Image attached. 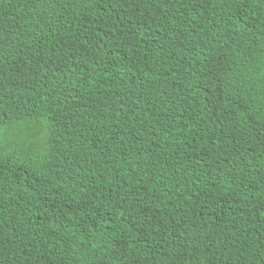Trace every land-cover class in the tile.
I'll return each instance as SVG.
<instances>
[{"label": "trees", "instance_id": "trees-1", "mask_svg": "<svg viewBox=\"0 0 264 264\" xmlns=\"http://www.w3.org/2000/svg\"><path fill=\"white\" fill-rule=\"evenodd\" d=\"M0 264H264V0H0Z\"/></svg>", "mask_w": 264, "mask_h": 264}]
</instances>
